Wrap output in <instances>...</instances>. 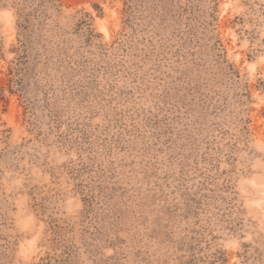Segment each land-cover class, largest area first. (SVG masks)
Returning a JSON list of instances; mask_svg holds the SVG:
<instances>
[{
	"label": "rangeland",
	"instance_id": "1",
	"mask_svg": "<svg viewBox=\"0 0 264 264\" xmlns=\"http://www.w3.org/2000/svg\"><path fill=\"white\" fill-rule=\"evenodd\" d=\"M263 87L264 0H0V264H264Z\"/></svg>",
	"mask_w": 264,
	"mask_h": 264
},
{
	"label": "trees",
	"instance_id": "2",
	"mask_svg": "<svg viewBox=\"0 0 264 264\" xmlns=\"http://www.w3.org/2000/svg\"><path fill=\"white\" fill-rule=\"evenodd\" d=\"M220 47V46H219ZM218 62V61H217ZM227 63V62H226ZM228 73L230 74V75H234V76H237L238 75V72H237V70L234 68V66L232 65V64H229L228 66ZM264 88V87H263ZM244 93H243V95H246V96H248V93H247V91H246V87H244Z\"/></svg>",
	"mask_w": 264,
	"mask_h": 264
}]
</instances>
